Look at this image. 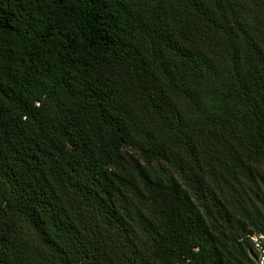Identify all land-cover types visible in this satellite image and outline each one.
Masks as SVG:
<instances>
[{"label":"trees","instance_id":"16d2710c","mask_svg":"<svg viewBox=\"0 0 264 264\" xmlns=\"http://www.w3.org/2000/svg\"><path fill=\"white\" fill-rule=\"evenodd\" d=\"M264 0H0V264H256Z\"/></svg>","mask_w":264,"mask_h":264},{"label":"built area","instance_id":"2783aa9c","mask_svg":"<svg viewBox=\"0 0 264 264\" xmlns=\"http://www.w3.org/2000/svg\"><path fill=\"white\" fill-rule=\"evenodd\" d=\"M249 239L257 254L256 264H264V233H254Z\"/></svg>","mask_w":264,"mask_h":264}]
</instances>
